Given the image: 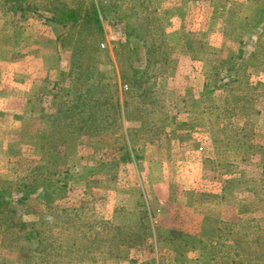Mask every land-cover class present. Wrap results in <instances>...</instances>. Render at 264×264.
I'll use <instances>...</instances> for the list:
<instances>
[{
  "label": "rangeland",
  "instance_id": "obj_1",
  "mask_svg": "<svg viewBox=\"0 0 264 264\" xmlns=\"http://www.w3.org/2000/svg\"><path fill=\"white\" fill-rule=\"evenodd\" d=\"M263 3L0 0V264H235L215 258L216 218L222 249L264 242V103L252 96L264 95ZM220 69L234 103L224 116ZM27 96L39 108L21 116ZM207 130L234 139L195 135ZM237 172L261 180L258 196L241 180L223 190ZM235 192L244 203L226 208ZM8 221L34 226L44 248L5 240ZM250 251L247 264H264Z\"/></svg>",
  "mask_w": 264,
  "mask_h": 264
},
{
  "label": "crops",
  "instance_id": "obj_2",
  "mask_svg": "<svg viewBox=\"0 0 264 264\" xmlns=\"http://www.w3.org/2000/svg\"><path fill=\"white\" fill-rule=\"evenodd\" d=\"M109 37V36H108ZM111 39H113V38H111ZM245 39H247V41L248 42H250V43H253V44H255V42L257 41V39H259V41L261 40V38L260 37H249V38H245ZM238 41H242V39H240V38H238ZM106 43V42H105ZM23 61L25 62V63H27V62H30V55H25L24 57H23ZM24 63V64H25ZM53 70H55V71H57L58 72V74H59V70H56L55 69V67H54V65H52L51 67H49V69H48V74H47V76L50 78L51 77V72L53 71ZM220 71V73H222L223 72V70L222 69H220L219 70ZM61 73V72H60ZM224 74H222V76H220V77H215V86H214V90H215V93H217L218 95H220L221 93L223 94V114H221V115H223L224 116V114H227V111L229 110V109H233L234 108V103H233V98H232V95H229V93H231L230 92V88H229V84H230V82H231V80H229L228 79V77H227V75H226V72H223ZM260 73H262V72H260ZM22 77L26 80L25 82H28L29 81V77L31 76V74H29L27 71H25V72H22ZM227 77V78H226ZM28 78V79H27ZM21 82H22V79L20 80ZM48 81V80H47ZM60 82V80H59V78H57V79H55V80H51V86H49V88L47 89V92H49V94L52 96V95H54L56 92H57V84ZM206 88V87H205ZM249 90H250V88H248ZM213 90V91H214ZM248 90V91H249ZM39 91H41V94H42V90H41V88H40V86H38V89H37V92H39ZM207 91H212L211 89H209V88H207ZM251 91V90H250ZM247 96H244L243 98H239L240 100H242V102L243 101H245L246 102V100H248V99H251V97L253 96L254 97V99L258 102V100H257V98H259V102L258 103H264V95H262V94H260V93H258V94H255V95H253L252 94V96H251V92H249V94H246ZM263 97V98H262ZM33 98H31L30 96L28 97H25V99L23 100V102L21 103V106H20V111H19V114H21V116H23V115H25V111H24V109H29V107H30V110L31 109H33L34 108V105L36 106V109H38L39 108V104L37 103V102H35V101H33L32 100ZM244 99V100H243ZM32 104H34V105H32ZM263 105V104H262ZM244 109H246V107H244ZM262 110V108H258L257 110H256V112H259V111H261ZM183 113H185V114H187V116L189 115L190 117H194L191 113H190V109L189 110H187L186 109V111L185 112H183ZM259 113H262V112H259ZM218 114V113H217ZM239 114V112L236 114V115H238ZM188 116V117H189ZM11 117H14V114H11ZM228 117V116H227ZM21 119H24V117H20ZM215 118L217 119V117H216V115H215ZM227 119V118H226ZM3 120H4V118L2 119V118H0V122L2 123L3 122ZM185 122H183V124L184 125H186V126H190L191 128L193 127V124H189V122L187 121L188 120V118L187 117H185L184 119H183ZM220 119H218V121H219ZM220 124H223L224 122H219ZM183 125V126H184ZM188 130V129H187ZM20 132L22 133V131L20 130ZM209 131L207 130V131H205V133H203V132H197V134H195V135H197V137L199 138L200 136H202V135H204L203 137L205 138V136H207V137H209L210 139H212V138H215V140H222V141H224V140H228V139H234V137L231 135V136H228V135H225L224 133V136L222 137V139H219L218 138V136L217 137H212L211 136V134H209L208 133ZM20 133V134H21ZM188 133H190V134H192V132H190L189 130H188ZM18 135L17 137H19L20 135L16 132L14 135ZM164 134H165V136H167V139H170L169 138V136L172 134V130H170V131H168V130H165V132H164ZM217 133H215V135H216ZM210 135V136H209ZM238 136V135H237ZM245 138H247L248 139V137L246 136ZM22 139V138H21ZM206 139V138H205ZM18 140H19V138H18ZM23 142H25L26 141V138H25V136H23ZM207 140V139H206ZM22 146V148H20V152H21V154H24V155H28L30 152H28V149H27V145L26 144H24L23 143V145H21ZM216 149H219L218 147L216 148ZM38 152H40V150H37ZM37 152V153H38ZM36 153V154H37ZM39 155H41V153L39 154ZM258 163V162H257ZM238 173V172H237ZM221 177H222V179H220V181H219V183L220 184H222L223 185V182H224V180L223 179H225L224 178V174H222L221 175ZM240 177H241V174H239L238 173V175L237 176H234L233 178H230V180L229 181H231V182H236V183H238V182H240V180H241V182H243L242 183V187L239 189V191L240 192H246V190H249V189H253L254 190V194L255 195H257L255 192H256V190L258 189V188H261L260 186H261V180L260 179H254L253 178V176H249V177H243V179L241 178L240 179ZM0 178H1V175H0ZM228 180H226V182L225 183H227V182H229ZM232 196H231V201H227V202H225V207L227 208V206H230V204L231 203H233L234 205H236V206H238V208H236V209H239V205H242V203H244L243 202V200L239 197V195L237 194V192H235L234 194H231ZM258 196V195H257ZM251 211H252V209H251ZM225 218V217H224ZM226 219V218H225ZM1 236H2V232H0V248H1V246H2V244H3V241L1 240Z\"/></svg>",
  "mask_w": 264,
  "mask_h": 264
},
{
  "label": "trees",
  "instance_id": "obj_3",
  "mask_svg": "<svg viewBox=\"0 0 264 264\" xmlns=\"http://www.w3.org/2000/svg\"><path fill=\"white\" fill-rule=\"evenodd\" d=\"M263 6H264V3H263ZM263 11H264V8H262L260 14ZM91 16H92L93 21L99 27V24H98L99 23V17H98V12H97L96 8L92 9ZM59 18H60V16L55 15V16H51L49 19L55 25L62 26V22H61V20H59ZM72 18H74L73 14H72ZM57 52H58V54L60 53V51H57ZM59 58H60V56L57 57V60H59ZM262 168H263V172H264V166ZM232 174H235V172H233ZM227 183H228V184H226L227 186L225 188H223V190L228 188L232 182L229 181ZM25 193H29V192H24L21 196L22 199H25L27 197V195H25ZM17 202H21V200H19ZM8 204H10L8 194L5 191L0 190V207H6ZM15 209H17V208H15ZM215 223H216L215 229H218L219 227L221 228V230L217 231V232L220 231L218 233V236H215V258L217 256H222V257L231 256L230 259L232 261H234L235 264H247L249 261V258H247V257L252 253L250 251L251 248L254 250H260L261 252H263L264 242L260 240L261 238H263L262 234L255 235V237H258V240L254 238V241L247 239L246 235L238 236V238L236 237L235 241L233 242L234 245H230L227 247V251L222 249L221 243H223L225 240L224 239L225 233L222 229H224V227L227 224L220 221L218 218H216ZM217 226H218V228H216ZM6 232L7 233L12 232L13 238L15 239V241L22 243L21 244V250H23L24 253H25V250L30 251V248L33 252L44 248V247H42V244H43L42 240L43 239L41 238L40 231L36 230L35 227L32 225L27 227L26 223L17 224L15 222L9 223V221H8L5 223V231L3 233V238L5 240L7 239ZM15 233H16V235H14ZM180 236H183V235H180ZM187 238H190V236H185L184 241H187ZM262 254L260 253V255H262ZM227 264H231V262H228Z\"/></svg>",
  "mask_w": 264,
  "mask_h": 264
},
{
  "label": "built area",
  "instance_id": "obj_4",
  "mask_svg": "<svg viewBox=\"0 0 264 264\" xmlns=\"http://www.w3.org/2000/svg\"><path fill=\"white\" fill-rule=\"evenodd\" d=\"M104 2H106V0H103ZM99 17L101 18V16L99 15ZM102 46H104V44H102ZM124 88L126 89L127 86L125 85Z\"/></svg>",
  "mask_w": 264,
  "mask_h": 264
}]
</instances>
